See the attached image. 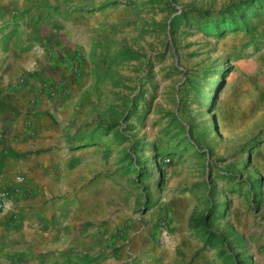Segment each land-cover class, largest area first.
<instances>
[{
  "label": "rangeland",
  "instance_id": "1",
  "mask_svg": "<svg viewBox=\"0 0 264 264\" xmlns=\"http://www.w3.org/2000/svg\"><path fill=\"white\" fill-rule=\"evenodd\" d=\"M55 1L87 54L55 235L98 228L89 263L264 264V0ZM192 211L221 244L200 249Z\"/></svg>",
  "mask_w": 264,
  "mask_h": 264
},
{
  "label": "crops",
  "instance_id": "2",
  "mask_svg": "<svg viewBox=\"0 0 264 264\" xmlns=\"http://www.w3.org/2000/svg\"><path fill=\"white\" fill-rule=\"evenodd\" d=\"M49 2L56 1L0 0V186L12 188L14 176L24 177L15 215L0 216V260L16 255L20 264H99L86 261L104 245L99 229L64 240L55 228L66 229L67 222L51 220L61 211L47 207L72 182L71 154L52 150L61 138L65 144L76 74L87 70L71 25L75 16L66 20L46 7Z\"/></svg>",
  "mask_w": 264,
  "mask_h": 264
},
{
  "label": "trees",
  "instance_id": "3",
  "mask_svg": "<svg viewBox=\"0 0 264 264\" xmlns=\"http://www.w3.org/2000/svg\"><path fill=\"white\" fill-rule=\"evenodd\" d=\"M148 80V79H147ZM149 81V80H148ZM140 89V87H139ZM140 91V90H139ZM142 92H138V95L136 97V100L139 99V96ZM121 133V131H118ZM205 214H197L194 211H192L187 219L188 226L195 229H200V238L202 242L201 250L209 248V247H216L219 244H221L222 238L221 235L217 232L207 228L205 226V220H206Z\"/></svg>",
  "mask_w": 264,
  "mask_h": 264
},
{
  "label": "built area",
  "instance_id": "4",
  "mask_svg": "<svg viewBox=\"0 0 264 264\" xmlns=\"http://www.w3.org/2000/svg\"><path fill=\"white\" fill-rule=\"evenodd\" d=\"M13 179L16 186L12 188L0 186V216L7 215L11 218L15 215L14 213L20 191V185L24 183V177L16 175Z\"/></svg>",
  "mask_w": 264,
  "mask_h": 264
}]
</instances>
